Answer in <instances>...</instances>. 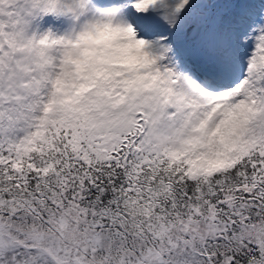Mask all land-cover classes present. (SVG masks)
<instances>
[{
	"label": "snow or ice",
	"instance_id": "1",
	"mask_svg": "<svg viewBox=\"0 0 264 264\" xmlns=\"http://www.w3.org/2000/svg\"><path fill=\"white\" fill-rule=\"evenodd\" d=\"M0 264H264V0H0Z\"/></svg>",
	"mask_w": 264,
	"mask_h": 264
}]
</instances>
